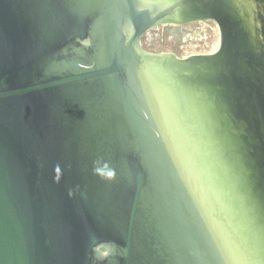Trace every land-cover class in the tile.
Masks as SVG:
<instances>
[{"label": "water", "instance_id": "obj_1", "mask_svg": "<svg viewBox=\"0 0 264 264\" xmlns=\"http://www.w3.org/2000/svg\"><path fill=\"white\" fill-rule=\"evenodd\" d=\"M0 264H264V0H0Z\"/></svg>", "mask_w": 264, "mask_h": 264}, {"label": "rangeland", "instance_id": "obj_2", "mask_svg": "<svg viewBox=\"0 0 264 264\" xmlns=\"http://www.w3.org/2000/svg\"><path fill=\"white\" fill-rule=\"evenodd\" d=\"M142 48L151 54H174L180 59L192 55L216 53L221 32L214 21H198L187 25H160L142 37Z\"/></svg>", "mask_w": 264, "mask_h": 264}]
</instances>
